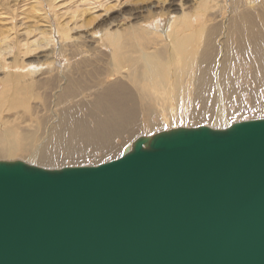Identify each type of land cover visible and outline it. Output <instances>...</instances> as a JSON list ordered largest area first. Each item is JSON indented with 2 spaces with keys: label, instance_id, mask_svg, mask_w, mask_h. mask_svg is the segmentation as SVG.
Listing matches in <instances>:
<instances>
[{
  "label": "water",
  "instance_id": "1",
  "mask_svg": "<svg viewBox=\"0 0 264 264\" xmlns=\"http://www.w3.org/2000/svg\"><path fill=\"white\" fill-rule=\"evenodd\" d=\"M0 264H264V119L138 136L97 166L0 161Z\"/></svg>",
  "mask_w": 264,
  "mask_h": 264
},
{
  "label": "bare ground",
  "instance_id": "2",
  "mask_svg": "<svg viewBox=\"0 0 264 264\" xmlns=\"http://www.w3.org/2000/svg\"><path fill=\"white\" fill-rule=\"evenodd\" d=\"M254 3L250 1L253 10L248 14L225 25L220 56L212 42L218 27L207 32L203 27L188 30L185 23L180 25L177 20L178 23L169 25L164 38L144 29V32L136 30V34L108 35L106 41L113 47L107 52L109 77L125 71L123 77L133 89L119 78L109 84L97 78L100 87L91 94L92 101L72 103L76 82L63 74L66 84L54 92L56 104L63 106L51 111L45 120L32 118L33 112L28 115V104L35 88L55 72V67L47 65L45 70L25 67L22 73L17 70L18 64L0 68L18 71L0 77V116L23 108L27 117L21 115L16 119L15 114L0 117V159L19 157L44 168L72 163L86 155L107 160L120 156V149L130 146L136 136L153 134L161 122L167 126L184 123L219 128L247 109L264 110V27H257L253 13L258 11L263 18L264 9L259 10ZM242 48L247 51L242 55L244 61L234 66ZM11 117L14 118L9 120ZM22 123L34 127V131L21 130Z\"/></svg>",
  "mask_w": 264,
  "mask_h": 264
},
{
  "label": "rangeland",
  "instance_id": "3",
  "mask_svg": "<svg viewBox=\"0 0 264 264\" xmlns=\"http://www.w3.org/2000/svg\"><path fill=\"white\" fill-rule=\"evenodd\" d=\"M250 1H254V5L259 10L264 9V0H0V68H9L13 67L14 64H18L17 70L22 73L25 67L26 69L41 68L43 70L48 68L47 65L50 68L55 67L54 73L41 80L43 84H40L41 87L40 85L37 86V88L40 87L39 90L35 88L28 104V115L31 116L33 112L32 118L34 116H36L34 119L43 117V120H45L47 116L49 118L51 111L54 112V109H60L63 106H58L54 98V92H58L66 84L65 80L62 79L63 74L68 75L76 82L75 100L73 99L72 103L84 99L92 101L91 94L95 93L100 87L96 82L97 78L103 80L105 84L117 82L118 80L125 81L127 84V79L123 77L125 71L121 75L117 74L109 77V69H106L109 66L107 52H111L113 47L108 45L106 41L108 35L131 32L136 34V30L144 32V29L164 38L163 35L168 33L169 25L174 21L176 23L179 21L180 25L185 23L188 30L203 27L204 32H207L206 30L209 31L211 27H218L216 31L218 37L215 34V41L212 42L216 44V54L220 56V49L222 50L220 44L225 40V25L227 23L229 25L232 19L236 20L253 10ZM261 5L262 8H260ZM253 13L257 27H264V17L261 18L258 11H253ZM232 15L234 16L232 17ZM181 16L184 18L182 19ZM155 23L156 25H154ZM239 45H242V43H239ZM222 46L225 48L224 45ZM218 47L219 50L217 51ZM232 47L236 50V44ZM240 51H242V54L236 56L234 66H239L244 61L242 55L247 51L243 48ZM17 70L14 72H8L9 69L0 70V77L15 75L18 73ZM76 70H78V73ZM94 71H98V73H93ZM129 87L133 89L131 85ZM25 111L23 108H19L14 110V113L7 112L2 115L6 117L8 114H15L16 119L23 115L27 119L23 114L26 113ZM38 111L41 116L38 115ZM248 111L250 110L247 109L245 112L237 114L236 118H231L225 126L219 128H214L209 124L190 125L184 123H171L172 127L169 123L167 124L170 126H167L161 122L160 126L156 127V129H159L152 132L154 134V132L157 133L163 131V129L195 128L199 126L224 129L234 123L264 119V110ZM2 115L0 117L4 119ZM240 115L241 117L243 115V117L241 118ZM53 119L54 116L52 121ZM20 127L21 130L34 131V127L31 128L26 123H22ZM137 129L140 130L141 126H138ZM123 149V147L120 149L121 152ZM118 157L100 160V156L86 155L82 159L72 161V163L67 161L63 165L58 164V166L45 168L40 166V168L61 169L65 167L97 166ZM18 158L15 160L36 166V164L23 161L25 160L23 158H21L23 160ZM15 160L0 159V161Z\"/></svg>",
  "mask_w": 264,
  "mask_h": 264
}]
</instances>
